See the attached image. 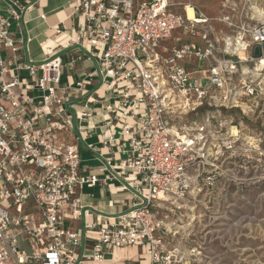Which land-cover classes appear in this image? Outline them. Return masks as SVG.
Instances as JSON below:
<instances>
[{
  "label": "built area",
  "instance_id": "2783aa9c",
  "mask_svg": "<svg viewBox=\"0 0 264 264\" xmlns=\"http://www.w3.org/2000/svg\"><path fill=\"white\" fill-rule=\"evenodd\" d=\"M33 3L0 0V264H103L127 246L147 247L144 264L173 263L157 201L187 193L191 161L205 137L204 127L174 121L201 110L220 119L224 132L228 113L255 112L264 96V18L234 14L233 0H221L223 28L214 30L191 0H76L77 32L67 47L81 55L64 64L57 52L40 62L27 55L23 18ZM186 3L196 19L187 16ZM176 4L182 12L171 10ZM82 57L94 66L88 76L116 99L103 121L100 144L109 154L100 153L103 177L82 170L70 139L73 128L85 130L98 100L85 80L61 81L64 65L72 70ZM203 173L206 186L213 175ZM113 181L129 194L122 210L102 213L82 204L84 186ZM19 239L29 242V253Z\"/></svg>",
  "mask_w": 264,
  "mask_h": 264
},
{
  "label": "rangeland",
  "instance_id": "374dc122",
  "mask_svg": "<svg viewBox=\"0 0 264 264\" xmlns=\"http://www.w3.org/2000/svg\"><path fill=\"white\" fill-rule=\"evenodd\" d=\"M220 1L191 0L214 30L223 28L218 21L223 12ZM253 5L264 10V0H233L232 12L253 15L256 22L259 16ZM171 10L182 12L183 7L176 4ZM202 28L199 24L198 29ZM260 84L264 86V80ZM228 114L224 132L218 131L220 119L205 118L201 110L174 121L204 127L205 137L200 141L204 149L196 150L191 161L192 183L187 193L183 197L165 195V201H157L155 213L165 226L166 245L173 249L171 264H264V96L254 113ZM230 129H237V135ZM81 155L84 163L93 164L87 152ZM204 171L213 175L205 180L206 186L202 185ZM82 192L83 202L100 203L97 189L84 187ZM108 198L105 195L104 202ZM18 244L30 252L27 240L19 239Z\"/></svg>",
  "mask_w": 264,
  "mask_h": 264
},
{
  "label": "crops",
  "instance_id": "0c3cea01",
  "mask_svg": "<svg viewBox=\"0 0 264 264\" xmlns=\"http://www.w3.org/2000/svg\"><path fill=\"white\" fill-rule=\"evenodd\" d=\"M76 0H34V3L30 9L25 13L24 31L22 36L26 38L27 42V55L33 61L40 62L45 60L54 52H57L62 59L66 57V64L70 57L80 56V52L76 48L67 47L69 39L75 37L77 32V18L72 15L73 7ZM41 16H44L43 18ZM12 32L17 37L19 34L12 24ZM74 35V36H73ZM64 65L61 81L63 84H74L78 80H85L86 89L88 93H92L98 98L97 102L91 107L92 112L85 120L83 130L80 134L73 128L72 136L70 139L77 145L80 153L82 170L89 174H95L99 177H103L107 171L103 168L102 153L104 156H108L107 150L101 148L100 140L102 139L103 132L106 131L104 120L112 117V110L115 106L116 99L113 96V92H107L104 86L99 87V79L96 75L89 77L87 73L94 71L93 64L83 59L76 60L73 67L70 68ZM26 74V75H24ZM21 78H27L28 75L25 71H20ZM24 75V76H23ZM96 89L95 93L93 91ZM31 93V91H29ZM75 96H79L78 92H75ZM109 106V109H106ZM89 154L87 160L93 164H87L83 162L82 152L83 150ZM117 182H109L106 185H95L92 187L84 186L88 189H97L101 196L100 203H85L83 202V192L81 195V202L85 206L94 207L98 212L102 213H115L122 210L131 201L129 200V194L127 192L116 191ZM82 188V191L84 189ZM125 198H119L114 200L113 195H123ZM92 197V193H88ZM105 195L109 198L104 202ZM87 196V197H89ZM83 197V198H82ZM112 200L116 205L115 207H108V201ZM74 227L82 225V221H75ZM140 251L139 260L142 262L143 250L141 247H137ZM111 255H106V259H110ZM131 258H124L123 260H129ZM142 259V260H141ZM122 261V264H125ZM134 260V259H132ZM103 264H116L115 262L107 261Z\"/></svg>",
  "mask_w": 264,
  "mask_h": 264
},
{
  "label": "bare ground",
  "instance_id": "6f19581e",
  "mask_svg": "<svg viewBox=\"0 0 264 264\" xmlns=\"http://www.w3.org/2000/svg\"><path fill=\"white\" fill-rule=\"evenodd\" d=\"M185 6H186V8L184 10H186L187 16L189 18L196 19L197 17L194 15V12H193L191 6L188 3H186ZM252 7L256 9V11L258 13V16H259L258 17L259 20L263 19L264 18V10H262L260 8H257L256 5H253ZM74 38L75 37H73L71 39H74ZM231 131H233L232 132L233 135H237V132H238L237 129H234V130H231ZM164 197H166V196L165 195H160L159 199L165 201ZM141 248L143 250V253H142L141 257H142V259L144 258V260H142V259L141 260H142V263L144 264L148 260L147 247L146 246H141ZM139 254H140V251H139V249L136 246H127V247L114 249L111 258L108 259V260L111 261V262H115L116 264H122L121 260H123L124 258H131V259L137 260V258H139Z\"/></svg>",
  "mask_w": 264,
  "mask_h": 264
},
{
  "label": "water",
  "instance_id": "95a60500",
  "mask_svg": "<svg viewBox=\"0 0 264 264\" xmlns=\"http://www.w3.org/2000/svg\"><path fill=\"white\" fill-rule=\"evenodd\" d=\"M260 46L255 45L252 49V56L253 57H258L260 56ZM263 53H264V44L262 45Z\"/></svg>",
  "mask_w": 264,
  "mask_h": 264
}]
</instances>
